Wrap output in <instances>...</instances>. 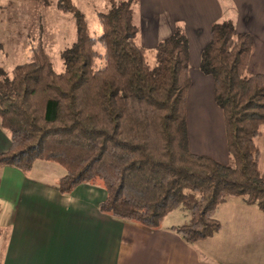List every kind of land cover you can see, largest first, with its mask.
I'll return each mask as SVG.
<instances>
[{
    "label": "trees",
    "instance_id": "obj_1",
    "mask_svg": "<svg viewBox=\"0 0 264 264\" xmlns=\"http://www.w3.org/2000/svg\"><path fill=\"white\" fill-rule=\"evenodd\" d=\"M54 2L74 16L76 40L60 51V72L40 44L10 72L0 65V126L9 137L0 165L27 172L36 160L57 163L60 193L100 186L101 212L151 229L181 210L187 220L168 229L188 244L220 229L214 214L228 197L264 212V74L246 73L251 35L221 19L200 52L198 69L212 78L223 118L227 161L220 162L190 148L182 26L156 42L149 64L130 0H107L97 36L72 0Z\"/></svg>",
    "mask_w": 264,
    "mask_h": 264
},
{
    "label": "crops",
    "instance_id": "obj_2",
    "mask_svg": "<svg viewBox=\"0 0 264 264\" xmlns=\"http://www.w3.org/2000/svg\"><path fill=\"white\" fill-rule=\"evenodd\" d=\"M138 17L137 37L148 48V38H156L154 47L175 26L184 28L191 76L187 95L190 148L196 154L226 162L222 113L214 102L212 78L198 69L200 52L212 23L232 19L237 31L248 32L253 39L247 69L264 74V0H141ZM204 95L209 96L216 118L220 117L219 129L205 116L201 124L206 130H200L192 118L190 106ZM262 146L264 168V129ZM8 147V134L0 126V153ZM63 174V167L51 161L36 160L27 172L0 165V243L4 249L0 264H220L212 257L221 256L217 250L222 251L223 242L229 259L239 253L238 245L244 252L259 247L264 250L256 227L248 226L256 219L264 221V213L235 196L215 210L220 229L188 244L168 229L176 224L151 229L101 212L105 191L100 186L81 183L68 194L60 193L57 181Z\"/></svg>",
    "mask_w": 264,
    "mask_h": 264
},
{
    "label": "rangeland",
    "instance_id": "obj_3",
    "mask_svg": "<svg viewBox=\"0 0 264 264\" xmlns=\"http://www.w3.org/2000/svg\"><path fill=\"white\" fill-rule=\"evenodd\" d=\"M127 1V0H117ZM133 10V20L139 25L138 8L141 0H130ZM76 7L83 13L91 36H97L101 32V25L97 17V12L105 10L107 0H72ZM76 40V24L72 13L63 12L56 8L54 0H0V65L10 72L19 63L27 59L29 48L40 44L53 68L60 72L63 70V63L60 58V51L69 47ZM156 38H148L145 46L146 61L153 62V47ZM138 43H140L137 37ZM147 41V40H146ZM141 44V43H140ZM246 73H252L246 69ZM195 96H197L195 94ZM212 100V99H211ZM192 118L198 122L200 130H206L201 123L205 116H208L215 129L220 127V117L216 118L211 108L209 96L198 98L190 106ZM209 124V125H212ZM208 128L210 126H207ZM244 200L243 196H235ZM259 214L264 212L259 210L254 204H250ZM262 212V213H261ZM264 216V215H261ZM187 220V215L181 210L169 212L163 221L168 224H181ZM256 223L251 225L256 227V233L261 235L264 241V221L256 219ZM261 220V219H260ZM226 224H230L225 221ZM227 226V225H226ZM228 228H225L227 230ZM1 242V241H0ZM222 251H218L219 257H212L220 264H264V250L259 247L249 252H244L240 246H236L235 258L229 259L224 255V245ZM264 245V244H262ZM3 245L0 243V262L3 257ZM212 255H217L212 253ZM211 257V256H210Z\"/></svg>",
    "mask_w": 264,
    "mask_h": 264
}]
</instances>
